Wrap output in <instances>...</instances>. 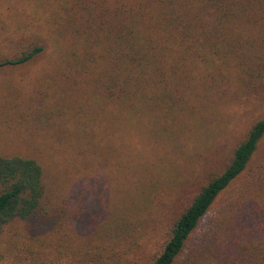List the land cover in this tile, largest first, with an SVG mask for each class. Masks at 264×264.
Instances as JSON below:
<instances>
[{
    "label": "rangeland",
    "instance_id": "1",
    "mask_svg": "<svg viewBox=\"0 0 264 264\" xmlns=\"http://www.w3.org/2000/svg\"><path fill=\"white\" fill-rule=\"evenodd\" d=\"M13 1L0 0V19L6 21L0 55L5 56L18 47L13 39L4 40L12 28L8 6ZM20 1L21 9L28 7ZM34 8L30 13H44L39 2ZM28 16L31 31L49 28L54 47L51 43L25 64L0 67V154L35 158L43 169L44 194L37 214L0 230V264H148L161 251L173 220L264 116V91L240 87L237 71H228L230 83L202 112L167 117L149 112L139 116L136 127H126L123 118L120 128L117 121L109 125L113 104L103 82L94 83L92 62L84 56L78 63L77 54L55 48L58 21L44 24L26 12L18 19ZM68 42L60 43L66 47ZM203 74L197 65L176 76L200 79ZM179 83L176 78L172 85ZM201 85L183 82L178 90L197 91ZM175 104L196 106L184 98ZM250 214L256 216L252 225L247 224ZM263 216L264 135L172 264H264L250 254L251 243L263 235ZM235 230V238H229Z\"/></svg>",
    "mask_w": 264,
    "mask_h": 264
},
{
    "label": "trees",
    "instance_id": "2",
    "mask_svg": "<svg viewBox=\"0 0 264 264\" xmlns=\"http://www.w3.org/2000/svg\"><path fill=\"white\" fill-rule=\"evenodd\" d=\"M20 2L8 6L12 28L4 39H13L18 47L9 56L0 55V67L25 64L51 43L54 47L53 41L49 44V28L31 31L29 16L20 21V13L44 24L58 21L55 48L62 54H77L78 63L84 56L92 62L94 83L103 82L105 96L113 104L106 116L109 125L117 121L120 128L123 118L126 127H136L139 116L149 112L162 117L202 112L215 105L222 87L230 83L228 71H237L240 87L264 91L259 81L264 67V59L259 62L264 58V0H26L28 7L23 9ZM34 2L43 6L42 15L30 13ZM5 22L0 19V33ZM61 41L69 42L62 47ZM197 65L205 72L202 78L176 76L179 70ZM176 78L180 83L172 85ZM197 80L202 84L197 91L178 90L183 82ZM181 98L195 101L196 106L174 105ZM263 135L264 116L249 126L221 172L209 177L173 220L161 251L148 264L173 263L215 198L244 171ZM42 180L43 169L35 158L0 154V230L11 221H26L37 214L44 194ZM247 218L252 225L256 216ZM260 223L263 235L251 243L250 254L264 260V216ZM235 232L228 237L235 238Z\"/></svg>",
    "mask_w": 264,
    "mask_h": 264
}]
</instances>
